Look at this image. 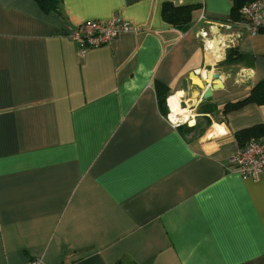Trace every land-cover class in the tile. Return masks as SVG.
<instances>
[{
  "label": "crops",
  "instance_id": "0c3cea01",
  "mask_svg": "<svg viewBox=\"0 0 264 264\" xmlns=\"http://www.w3.org/2000/svg\"><path fill=\"white\" fill-rule=\"evenodd\" d=\"M164 3L191 19L163 20ZM240 8L0 0V264H264V174L231 162L264 135V104L223 112L264 79ZM114 15L134 30L110 44L81 54L66 35ZM173 96L192 138L161 111Z\"/></svg>",
  "mask_w": 264,
  "mask_h": 264
},
{
  "label": "built area",
  "instance_id": "2783aa9c",
  "mask_svg": "<svg viewBox=\"0 0 264 264\" xmlns=\"http://www.w3.org/2000/svg\"><path fill=\"white\" fill-rule=\"evenodd\" d=\"M203 16H201L202 18ZM241 25L249 35L264 32V0H250L240 8ZM134 27L118 16L99 20H85L67 32V37L77 44L78 51L82 54L86 50L110 44L117 36ZM206 36V32L201 33ZM166 119L172 127L176 128L188 121L180 118L173 119L169 112ZM188 119V117H187ZM235 170L242 178H259L264 174V135L250 138L231 159ZM26 264H42L39 258H31Z\"/></svg>",
  "mask_w": 264,
  "mask_h": 264
},
{
  "label": "trees",
  "instance_id": "16d2710c",
  "mask_svg": "<svg viewBox=\"0 0 264 264\" xmlns=\"http://www.w3.org/2000/svg\"><path fill=\"white\" fill-rule=\"evenodd\" d=\"M39 7L45 11H55L59 0H35ZM250 0H232V18H238V9L244 3ZM193 6H174L171 3H164L161 8V16L163 20L172 23L174 25L182 27L185 26L191 19V11ZM248 103L264 104V79L255 84L250 92L242 99L235 102H230L224 105L223 112L239 109ZM161 111L165 112L163 101L160 102ZM181 134L184 138H192L195 134L193 128H190L186 123L179 125ZM186 132H191L190 136L186 135Z\"/></svg>",
  "mask_w": 264,
  "mask_h": 264
},
{
  "label": "bare ground",
  "instance_id": "6f19581e",
  "mask_svg": "<svg viewBox=\"0 0 264 264\" xmlns=\"http://www.w3.org/2000/svg\"><path fill=\"white\" fill-rule=\"evenodd\" d=\"M194 80L198 83V80L196 78H194ZM169 104H170V114L171 117H173V119H182V120H186L188 122H190V124H192L193 120L192 119H187V115H185V111L184 109H182L177 102V96H173L170 97L169 99Z\"/></svg>",
  "mask_w": 264,
  "mask_h": 264
},
{
  "label": "water",
  "instance_id": "95a60500",
  "mask_svg": "<svg viewBox=\"0 0 264 264\" xmlns=\"http://www.w3.org/2000/svg\"><path fill=\"white\" fill-rule=\"evenodd\" d=\"M215 75H216V74H215ZM215 75H213V76H214V79L217 80V78H216ZM215 86H218L217 81L214 83V85H212V86H207V87L205 88V90L203 91L202 97H203L204 99L210 97V96H211V90H212V88H214Z\"/></svg>",
  "mask_w": 264,
  "mask_h": 264
},
{
  "label": "rangeland",
  "instance_id": "374dc122",
  "mask_svg": "<svg viewBox=\"0 0 264 264\" xmlns=\"http://www.w3.org/2000/svg\"><path fill=\"white\" fill-rule=\"evenodd\" d=\"M164 108H165V106H164ZM164 110H165V112H167V113L169 112L166 108H165ZM166 110H167V111H166ZM186 124H187V123H186ZM186 135H187V136H190V135H191V132H186Z\"/></svg>",
  "mask_w": 264,
  "mask_h": 264
}]
</instances>
